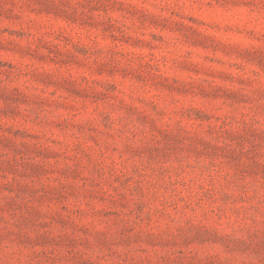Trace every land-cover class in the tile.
I'll list each match as a JSON object with an SVG mask.
<instances>
[{
	"label": "clouds",
	"instance_id": "obj_1",
	"mask_svg": "<svg viewBox=\"0 0 264 264\" xmlns=\"http://www.w3.org/2000/svg\"><path fill=\"white\" fill-rule=\"evenodd\" d=\"M53 7L0 0V264H264L182 235H264V175L203 151L249 153L232 139L247 137L264 168V64L247 55L264 51V0Z\"/></svg>",
	"mask_w": 264,
	"mask_h": 264
},
{
	"label": "rangeland",
	"instance_id": "obj_2",
	"mask_svg": "<svg viewBox=\"0 0 264 264\" xmlns=\"http://www.w3.org/2000/svg\"><path fill=\"white\" fill-rule=\"evenodd\" d=\"M38 2L44 7H49L53 11H57L53 6L55 0H38ZM110 27V26H109ZM107 30V29H106ZM4 31H11V34L23 36L25 33L23 31H15L4 29ZM186 38L195 44L203 43L199 35L192 31L186 33ZM3 46V45H0ZM247 55L256 60L257 62L264 64V51H255L247 53ZM0 96H4V93L0 92ZM7 100L8 97L4 96ZM255 138V134H254ZM237 143L238 146H242L245 142L251 143L252 148L249 149V153L254 152L257 148L260 147L259 144L254 142V139H249L247 137H232ZM204 153L209 157L210 160H215L217 158L222 159L225 164L235 170V174L241 179L249 175H264V168L259 166L254 159V156L243 151H237L233 148L218 149L213 145H206L203 149ZM245 157H247L248 162L245 163ZM31 172L33 175H42L44 170L38 166H30ZM21 191H27V189L22 188ZM47 195V194H46ZM208 198H212L209 193H205ZM43 199V197H42ZM220 200L227 204L229 201L236 203L237 201L233 199L232 195L228 192H223L220 196ZM143 206L138 205V211H142ZM37 213L29 212L28 216L23 217L24 223H34V216H37ZM57 223L64 224L66 221L62 217L53 218ZM42 227H47V224H42ZM184 242L187 243H200V244H210V245H219L227 251H246L248 248H252L255 245V250L259 251L264 249V235L259 231L253 232L249 236V241H241L237 239L234 235L221 232L217 229H207L201 225L191 224L183 233ZM42 239L47 240V234H44ZM23 242V239H22ZM161 243H172V241H164L161 239ZM188 264H193V261H189ZM206 264H217L214 258H208Z\"/></svg>",
	"mask_w": 264,
	"mask_h": 264
}]
</instances>
